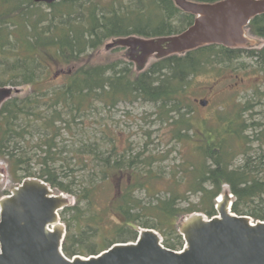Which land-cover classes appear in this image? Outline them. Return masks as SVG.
Listing matches in <instances>:
<instances>
[{"label":"trees","instance_id":"trees-1","mask_svg":"<svg viewBox=\"0 0 264 264\" xmlns=\"http://www.w3.org/2000/svg\"><path fill=\"white\" fill-rule=\"evenodd\" d=\"M43 6L35 0H0V86L30 89L0 106V161L7 164L9 177L18 184L26 178H39L76 198V204L60 214L67 225L63 245L67 257L98 255L116 243L136 241L139 228L169 230L175 240L164 241V245L179 251L185 242L177 221L194 212L216 216L217 199L226 186L235 197L234 213L264 221V208L258 206L264 201L262 120L225 119L216 128H205L214 137L203 139L196 148L199 163L187 171L192 177L191 188L183 195L171 191L158 199L152 209L157 214L152 217L151 213L152 220L143 222L141 213L136 212L142 201L135 192L146 188L141 180L150 178L152 172H146L151 163L142 159L141 153L129 156L112 145L105 155L99 142H90L71 150L67 159L61 157L65 148L57 143L63 132L83 130L86 114L96 110L97 103L115 107L123 101L142 100L159 104L165 115L188 110L183 101L193 80L206 73H235L239 69L233 63L242 57L254 61L250 69L264 84V46L229 49L208 45L183 56L157 60L143 72H134L123 61L80 65L114 38L177 35L193 25L195 16L183 12L174 0H70L46 5L50 11ZM248 31L264 39V15L254 18ZM60 66L69 69L59 72L56 68ZM57 74L65 80L60 85L55 83ZM258 89L261 100L264 93ZM251 107L253 104L246 109ZM188 114H181L176 121L177 140L191 136ZM194 137L195 131L190 138ZM73 159L79 160L74 164ZM78 167L86 171V178L79 180L74 175L69 180L66 170L73 172ZM115 176L125 178V187L112 196L107 209L97 210L103 184ZM8 193H0V199ZM190 193L201 194L200 206L181 210L179 202L187 200ZM83 205L88 206V214L82 213ZM71 212L73 219L68 220ZM110 213L116 224L107 232Z\"/></svg>","mask_w":264,"mask_h":264},{"label":"water","instance_id":"water-1","mask_svg":"<svg viewBox=\"0 0 264 264\" xmlns=\"http://www.w3.org/2000/svg\"><path fill=\"white\" fill-rule=\"evenodd\" d=\"M59 1L70 0H35L45 5ZM174 1L183 12L195 16L184 32L156 38L118 37L106 44V50H129L137 71L143 72L153 58L183 56L208 45L229 49L262 46L248 27L264 15V0ZM22 92L0 86V106ZM7 176V168L0 164V184ZM233 199L225 191L217 199L216 216L194 212L182 220L183 252L165 247L162 236L147 228L140 230L135 242L116 243L98 255L69 258L63 251L67 227L60 212L74 204L73 197L57 193L42 179L26 178L0 199V264H264V221L234 213Z\"/></svg>","mask_w":264,"mask_h":264},{"label":"rangeland","instance_id":"rangeland-1","mask_svg":"<svg viewBox=\"0 0 264 264\" xmlns=\"http://www.w3.org/2000/svg\"><path fill=\"white\" fill-rule=\"evenodd\" d=\"M103 1L107 3L109 0ZM43 7L48 10L46 5ZM110 42L108 41L106 44ZM106 44L100 50L86 56L80 65L87 63L106 65L116 61L131 63L127 49L117 48L107 51L105 48ZM262 44L264 46V39H262ZM156 61L155 58L151 59L147 69ZM244 64L248 65L249 69H244L242 66ZM253 65V60L242 57L233 63V66L239 69L235 73L234 71L230 72L228 69L229 71L224 76H219L215 72L198 76L192 81L188 88L187 97L183 101L185 105H189L188 110L184 109L170 113V115H165L159 104L142 100L123 101L115 107L97 103V109L86 114L83 130L63 132L62 137L57 142L60 148H65V152L61 157L69 159L72 156L71 150L76 149L82 143L90 142H99L105 155H108V148L112 145L116 147L118 152H127L129 156L141 153L142 159L151 163V166H147L146 172L151 171L152 174L150 178L147 177L141 180L145 183L146 188L135 192V196L142 201L136 212L141 213L140 219L142 222L145 220L150 221L151 213L152 217L157 214L152 209L155 207L154 205L160 202L158 199H164L169 196L171 191H176L183 195L191 188L192 177L191 173L187 171H190L191 165L199 163V149L197 150L196 148L201 145L203 139L209 141L214 137L208 131L206 132L205 128H216L222 124L223 120L231 121L235 118H238L239 121L244 118L249 122L264 121V97L260 100L257 95L258 88L264 93V84L262 83V77L250 69ZM130 68L134 72H138L135 64L131 63ZM56 69L62 72L67 71L69 68L60 66ZM60 75H56V78H59L55 82L57 85L65 81L64 77ZM29 91V88H23L22 93L25 94ZM206 100L209 101V104L204 107L202 102ZM249 104H253L252 110L246 109ZM186 113H189L187 116L188 123L191 126L190 137L194 135V131L195 137L193 139L187 137L177 140L176 133L179 131V125L176 124V121H178L181 114L184 115ZM221 128L219 127L218 129ZM37 136L35 138L36 141L38 140ZM255 147H258V145L255 144ZM78 160L73 159L74 164ZM241 160L242 157L238 159V162H241ZM63 163L62 160L58 162L59 165ZM0 164L8 169L5 162L0 161ZM66 173L69 175V180H72L74 175L79 180L86 178L84 177L86 171H82L79 167L75 168L73 172L66 170ZM18 185L8 175L6 181L0 184V193L9 191L4 196L10 195L12 189ZM125 185V181H119L118 176H115L114 179L110 177L103 184L102 191L98 195L100 206L97 207V210L103 211L107 209L108 201L117 193L118 189L121 188L123 190ZM225 191L230 192L227 186ZM56 192L60 193V191ZM72 197L73 205H75L76 198ZM187 198V200L179 202L181 210L193 205L196 207L200 206L201 194L190 193ZM233 200L235 202V197ZM258 206L264 208V201ZM82 208L84 209L82 213L88 214L86 211L88 206L83 205ZM92 212L89 211V213ZM73 215L74 213L71 212L66 218L68 220L73 219ZM113 216L110 213V216L106 218L105 231L107 232L112 230L113 224H116V218L112 220ZM184 218L176 223L178 231ZM65 226L67 225L65 224ZM141 229L143 228H139V232ZM158 233L164 241L173 242L175 240V236L169 230L165 231V233L158 231Z\"/></svg>","mask_w":264,"mask_h":264},{"label":"flooded vegetation","instance_id":"flooded-vegetation-1","mask_svg":"<svg viewBox=\"0 0 264 264\" xmlns=\"http://www.w3.org/2000/svg\"><path fill=\"white\" fill-rule=\"evenodd\" d=\"M128 53H129V55H130V52H129V50L127 51ZM130 60H131V57H130ZM131 63H133L132 61H131ZM130 63V64H131ZM134 64V63H133ZM208 104H209V101L208 100H206V101H204V102H202V105L204 106V107H207L208 106ZM124 178L122 177V176H120L119 177V181H121V182H124L125 180H123ZM123 187V186H122Z\"/></svg>","mask_w":264,"mask_h":264}]
</instances>
